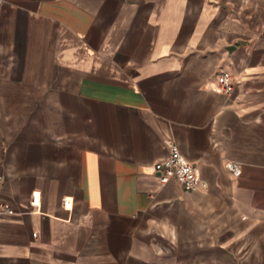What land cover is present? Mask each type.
<instances>
[{"label": "crops", "instance_id": "obj_1", "mask_svg": "<svg viewBox=\"0 0 264 264\" xmlns=\"http://www.w3.org/2000/svg\"><path fill=\"white\" fill-rule=\"evenodd\" d=\"M0 178V264H264V0H0Z\"/></svg>", "mask_w": 264, "mask_h": 264}, {"label": "built area", "instance_id": "obj_2", "mask_svg": "<svg viewBox=\"0 0 264 264\" xmlns=\"http://www.w3.org/2000/svg\"><path fill=\"white\" fill-rule=\"evenodd\" d=\"M234 85L235 78L231 73L224 71L219 74L218 90L227 94L233 90ZM166 144L168 147V155L164 160L154 164V171L158 173L160 182L166 183L168 180L174 179L181 184L184 190H195L200 186V179L195 165L180 153L175 142L168 141ZM230 169L233 172L238 171L234 165H230ZM31 203L35 206L39 204V194L37 192H32ZM0 210L10 212L11 208L7 203L0 202Z\"/></svg>", "mask_w": 264, "mask_h": 264}, {"label": "water", "instance_id": "obj_3", "mask_svg": "<svg viewBox=\"0 0 264 264\" xmlns=\"http://www.w3.org/2000/svg\"><path fill=\"white\" fill-rule=\"evenodd\" d=\"M226 49L230 51L231 49H233V46H227Z\"/></svg>", "mask_w": 264, "mask_h": 264}]
</instances>
